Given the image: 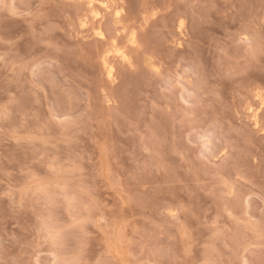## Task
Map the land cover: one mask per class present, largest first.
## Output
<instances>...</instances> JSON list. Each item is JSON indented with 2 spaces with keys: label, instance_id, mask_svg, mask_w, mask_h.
<instances>
[{
  "label": "rangeland",
  "instance_id": "1",
  "mask_svg": "<svg viewBox=\"0 0 264 264\" xmlns=\"http://www.w3.org/2000/svg\"><path fill=\"white\" fill-rule=\"evenodd\" d=\"M87 2L0 0V264H264V0Z\"/></svg>",
  "mask_w": 264,
  "mask_h": 264
},
{
  "label": "bare ground",
  "instance_id": "2",
  "mask_svg": "<svg viewBox=\"0 0 264 264\" xmlns=\"http://www.w3.org/2000/svg\"><path fill=\"white\" fill-rule=\"evenodd\" d=\"M88 2V5H89V11H90V13L93 15V18L94 19H97L99 16H101V14H100V12H98V8H100V7H98L97 5L95 6V2H96V0H87ZM104 8V7H103ZM107 9H109V7H106ZM117 12V11H116ZM89 13V14H90ZM117 18H119V14L117 13L116 15H115ZM102 17V16H101ZM103 18V17H102ZM102 18H100V19H102ZM93 19V20H94ZM100 25V24H99ZM102 27H101V25L97 28V29H94L95 30V35L97 36V37H100V38H104V33H103V31H102ZM94 35V36H95ZM102 40V39H101ZM130 41H131V43L132 44H135V34H133L132 36H131V39H130ZM102 42V41H101ZM110 47V46H109ZM114 47V46H113ZM116 47V46H115ZM112 48V47H111ZM110 48V49H111ZM108 50V49H107ZM107 50H105L106 52H107ZM104 50H103V52H105ZM110 51V50H109ZM105 52V53H106ZM104 53V54H105ZM108 53V52H107ZM103 54V55H104ZM105 56H107V55H105ZM104 56V57H105ZM104 57H102V58H104ZM120 57V56H119ZM121 60L125 63V62H128L129 63V65H131L132 63H130L129 62V58H128V55L126 54V53H124V52H121ZM107 59H108V56H107V58L105 59L104 58V64H105V66H106V71H107V75H108V77L110 78V79H113V68H112V66L108 63V61H107ZM132 66V65H131ZM114 80V79H113ZM253 111V110H252ZM255 116H256V114H254ZM257 119V116L255 117V119L254 120H256ZM258 124V123H257Z\"/></svg>",
  "mask_w": 264,
  "mask_h": 264
}]
</instances>
